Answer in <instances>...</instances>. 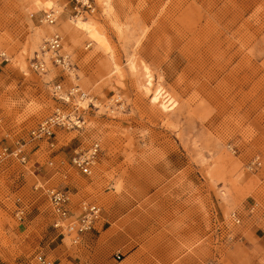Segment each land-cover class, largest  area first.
Wrapping results in <instances>:
<instances>
[{
  "label": "rangeland",
  "instance_id": "374dc122",
  "mask_svg": "<svg viewBox=\"0 0 264 264\" xmlns=\"http://www.w3.org/2000/svg\"><path fill=\"white\" fill-rule=\"evenodd\" d=\"M89 1L0 0V152L27 156H0V264H264V0ZM55 32L71 67L38 73ZM54 85L80 91L68 106ZM74 104L80 128L30 139ZM95 141L82 174L71 158ZM63 187L101 213L52 251L46 190Z\"/></svg>",
  "mask_w": 264,
  "mask_h": 264
},
{
  "label": "built area",
  "instance_id": "2783aa9c",
  "mask_svg": "<svg viewBox=\"0 0 264 264\" xmlns=\"http://www.w3.org/2000/svg\"><path fill=\"white\" fill-rule=\"evenodd\" d=\"M77 3H80V7H85L86 10L92 12L93 7L89 0H76ZM78 8V6H77ZM79 13V8L76 11ZM45 22L48 24L55 23L56 18L53 14H47L45 17ZM63 39L61 34L53 33L50 37L45 40L42 48V52L47 51L50 53V59L55 66H60L61 68H70L71 63L68 55L60 52L62 49ZM2 60H7L5 53H0ZM31 67L38 73L45 70V62L42 57H39L36 54L32 60ZM79 88L77 86L70 87L66 91H62L60 85H54L53 87V96L62 102V104L70 105L69 102L72 99L73 95L77 93ZM85 93L80 92L79 97L84 98ZM73 107L69 110L67 108L57 107L52 115L47 117L41 123H39L34 129L29 132L30 139L33 141H39L40 139L49 140L54 137L56 128H80L81 124L84 123L83 116L78 114V105L74 104ZM49 145H53L50 143ZM24 144H19L10 150L7 147H3L0 156H11L16 158L21 163H26L27 156L25 149L23 148ZM100 147L97 141L93 142L91 146L85 150H78L74 152V155L71 158V165L75 167L78 171L85 175H90L93 163L98 157ZM36 189L38 185L34 186ZM52 212L56 216L53 226L54 228L60 229L63 233V230L68 232L73 231L76 234L77 239H73V242H77L78 238L83 235V233L89 231L94 227V224L98 220L101 209L96 204L91 202L82 201L79 207V214L73 210V192L69 188H48L46 190ZM22 213V210L18 212ZM74 215L76 217H74ZM74 217V219H72ZM238 221V220H237ZM117 257H119L117 255ZM39 264H50L46 258L43 256L37 257Z\"/></svg>",
  "mask_w": 264,
  "mask_h": 264
},
{
  "label": "bare ground",
  "instance_id": "6f19581e",
  "mask_svg": "<svg viewBox=\"0 0 264 264\" xmlns=\"http://www.w3.org/2000/svg\"><path fill=\"white\" fill-rule=\"evenodd\" d=\"M35 1H38V0H35ZM40 1V0H39ZM45 1V0H44ZM104 2H106L105 0H103ZM35 3V2H34ZM44 3V2H43ZM47 5H49V3L47 4ZM48 7V6H47ZM47 9V8H46ZM75 24L76 25H80V27H82V29L83 30H86L88 33H89V35H90V37L91 38H93V39H95V41H99L100 40V38H98L97 39V35H98V33H97V31H96V29L93 27V26H91V25H87L86 24V22H75ZM54 30V26H52V25H49V27H48V31H49V33L50 32H52ZM56 33V32H55ZM52 35V34H51ZM50 37V36H49ZM48 37V38H49ZM48 38H46V40L48 39ZM99 43V42H98ZM104 43V42H103ZM42 48H44L43 46L38 50L39 51V53L41 54V56L38 54V56L39 57H42V59L44 60V62H45V66H46V68H45V70L44 71H42V72H46V71H48V68H49V65H50V63L51 64H53L52 63V60L50 59V53L49 52H47V51H44V52H42V51H40V50H42ZM35 52H37V51H35ZM34 52V53H35ZM60 52H62L63 54H65V55H68L69 53H67V52H65L64 50H63V44H62V49L60 50ZM69 56V55H68ZM85 95V94H84ZM78 97H79V95H78ZM79 99H83V98H80L79 97ZM96 160V159H95ZM94 164V163H93ZM75 168V167H74ZM92 168H93V166H92ZM76 169V168H75ZM77 170V169H76ZM78 171V170H77ZM91 171H92V169H91ZM78 172H80V171H78ZM81 173V172H80ZM83 174V173H82ZM238 222V221H237Z\"/></svg>",
  "mask_w": 264,
  "mask_h": 264
},
{
  "label": "crops",
  "instance_id": "0c3cea01",
  "mask_svg": "<svg viewBox=\"0 0 264 264\" xmlns=\"http://www.w3.org/2000/svg\"><path fill=\"white\" fill-rule=\"evenodd\" d=\"M34 165V164H33ZM37 167H39V166H37ZM60 229H56V230H52V231H50V236H49V238H48V240H49V243H47V245H49V244H54L55 245V247L53 248V249H51L52 251L53 250H55L56 248H58L59 247V245H60V243H58V239H57V236L58 235H60V234H63V232L61 231ZM57 235V236H56ZM62 241H63V239H62ZM48 247V246H47ZM45 251L46 252H48L49 250L47 249V248H45ZM58 259L56 258V259H54L53 261H52V263H50V264H58V263H56V261H57Z\"/></svg>",
  "mask_w": 264,
  "mask_h": 264
}]
</instances>
